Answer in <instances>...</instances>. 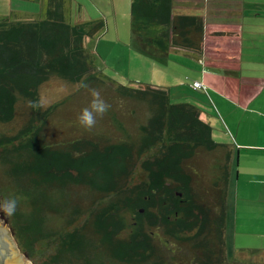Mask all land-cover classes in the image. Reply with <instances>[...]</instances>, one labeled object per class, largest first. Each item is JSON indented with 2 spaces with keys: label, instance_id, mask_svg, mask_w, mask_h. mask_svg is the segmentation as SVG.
I'll list each match as a JSON object with an SVG mask.
<instances>
[{
  "label": "trees",
  "instance_id": "16d2710c",
  "mask_svg": "<svg viewBox=\"0 0 264 264\" xmlns=\"http://www.w3.org/2000/svg\"><path fill=\"white\" fill-rule=\"evenodd\" d=\"M48 2L46 17L0 19V124L15 122L27 100L37 107L29 125L14 135L0 133V199L18 201L14 214L2 212L21 251L33 264H231L225 206L232 151L213 141L205 110L173 102L166 87L110 84L119 97L148 109L136 136L122 123L118 136L84 135H104L105 144H60L43 133L61 105L41 114L40 89L50 80L80 85L70 96L106 84L87 42L105 32L107 21L72 22L68 0ZM173 6L174 0L133 1L132 30L147 56L179 50L238 59L236 45L206 48L207 40H238L236 31H215L203 17L176 14ZM109 111L113 119L121 113ZM136 174L144 182L124 196L125 182ZM79 185L95 192L99 206L108 205H79ZM80 216L85 219L73 228Z\"/></svg>",
  "mask_w": 264,
  "mask_h": 264
},
{
  "label": "crops",
  "instance_id": "0c3cea01",
  "mask_svg": "<svg viewBox=\"0 0 264 264\" xmlns=\"http://www.w3.org/2000/svg\"><path fill=\"white\" fill-rule=\"evenodd\" d=\"M48 1L0 0V7L14 12L12 16L0 14V19L15 22L46 17ZM133 1L68 0L70 20H106L108 27L100 41L110 37L120 43L128 38L143 66L158 65L156 86L169 88L173 95L176 90V103H192L206 111L213 141L232 151L227 232L231 229L240 251L262 250L243 242L264 238V0H174L176 14L203 17L206 27L227 35L236 31L238 40L224 39L221 44L207 40L206 48L236 45L237 60L179 50L161 58L147 56L132 30ZM195 82L202 83L203 89L195 90Z\"/></svg>",
  "mask_w": 264,
  "mask_h": 264
},
{
  "label": "rangeland",
  "instance_id": "374dc122",
  "mask_svg": "<svg viewBox=\"0 0 264 264\" xmlns=\"http://www.w3.org/2000/svg\"><path fill=\"white\" fill-rule=\"evenodd\" d=\"M0 14L12 16V14L14 15V12H12L11 8H7V6H1ZM5 19H8V17ZM102 35L103 33L97 38L89 39L87 46L90 51L92 50L95 52L93 68L98 74L97 76L103 81H106V84L100 85L98 88L91 87L90 89L84 91L80 89L82 93L79 95L73 94L72 96L69 94H72V92L80 88V85L76 84L71 87L65 82L53 79L40 89L39 107L41 108V114L47 110L49 106L56 105L57 103L61 104L58 109H56L53 117L47 119L46 128L43 132L48 135V139L51 142L56 143L57 141V143L65 144L64 142L67 140H89L90 142L93 141L95 143L105 144L104 142L106 137L104 135L101 136L97 134L95 137L91 135H84L97 132L107 133L110 135L114 134L113 136L121 135V133L117 131L120 130L118 123H122L124 125V128L126 129L125 133L127 135L136 136L137 129L139 127L138 123L150 116V113L147 112L148 109L144 104L119 97L115 91V87L110 84H120L128 87H139L150 84L156 85V75L154 71L158 65L155 68L151 67V65H146V67L143 66L135 53V45L130 47L131 42L128 38H122L123 41L116 43L110 37H107L105 41H100L102 39ZM91 46H93V48H91ZM92 89L97 90L100 97L111 105V110L116 112L119 111L121 113H119V117L118 114L114 113L115 119H113V114L108 111L103 118H98L97 124L94 128L88 130L80 125L78 115L81 109L89 105L92 99ZM176 96H178V92L175 90V95L171 94L170 98L175 103L178 102V100H176ZM19 106L21 107V114L15 118V122L8 125L0 124V133H3L4 135H14L17 131L29 125L31 121L30 119L36 116L35 110L37 107L32 106L30 101L27 100ZM59 113L61 114L59 115ZM43 119H45V117L41 118L44 122ZM68 132L73 134H69ZM2 166H0V176L5 177V173L3 171L4 166L3 168ZM133 179L135 180L133 181L130 176L129 180L125 182L124 186L127 190L134 188L139 181H141V183L144 182L141 174H136L133 176ZM120 184H123V182ZM74 187H76L77 191H75L74 198L77 197L78 204L81 206H85V204L89 202L93 205L92 210H94V208L106 207L109 203L108 201H110H103V205L101 204V206H99V203L94 201L95 199L93 196L95 192L87 190L85 185ZM124 196H131L130 190L129 192L127 191ZM121 206L124 207L125 205L121 203ZM84 219L85 216H80L73 225V228L74 226L81 225ZM227 233L229 238V242L227 243L228 257L231 264H264V251H262L264 249V238L250 237L246 239L248 242H243V244L250 245L249 247L251 248H256L259 245L260 248H263L262 250L257 249V251H240L239 246H241V244L239 243L236 246L233 243L231 229ZM17 249L18 248H16V250ZM42 249H44V247H42ZM52 250H54V247L49 249V251ZM49 251H47V253H49ZM17 252L19 254H24L21 249L20 251L17 250ZM28 262L32 261L28 258Z\"/></svg>",
  "mask_w": 264,
  "mask_h": 264
},
{
  "label": "clouds",
  "instance_id": "9594fccd",
  "mask_svg": "<svg viewBox=\"0 0 264 264\" xmlns=\"http://www.w3.org/2000/svg\"><path fill=\"white\" fill-rule=\"evenodd\" d=\"M87 87V85H84ZM92 99L88 106L81 109L78 115V121L82 127L91 130L97 124L98 118H103L109 111L111 105L100 97L97 90H91ZM18 207V201L15 198L0 199V210L4 213L11 215L14 214Z\"/></svg>",
  "mask_w": 264,
  "mask_h": 264
},
{
  "label": "water",
  "instance_id": "95a60500",
  "mask_svg": "<svg viewBox=\"0 0 264 264\" xmlns=\"http://www.w3.org/2000/svg\"><path fill=\"white\" fill-rule=\"evenodd\" d=\"M0 238H5L1 240L0 243V264H33V262H28V256L26 254H19L17 250L20 251L17 240L13 241L12 239L5 237L6 228L0 227ZM2 234L4 235L3 237ZM14 235V234H13ZM16 248H18L16 250Z\"/></svg>",
  "mask_w": 264,
  "mask_h": 264
},
{
  "label": "flooded vegetation",
  "instance_id": "af4514ba",
  "mask_svg": "<svg viewBox=\"0 0 264 264\" xmlns=\"http://www.w3.org/2000/svg\"><path fill=\"white\" fill-rule=\"evenodd\" d=\"M0 227H5V228H6V236H5V237L8 236V238L12 239L13 241L16 240V238H15L14 235H13V231H12L10 225H9V221H8L7 218L4 217L2 210H0ZM0 229H1V228H0ZM2 231H3V230L1 229V232H2ZM3 232H4V231H3ZM3 236H4V235L2 234L1 237H3ZM1 240H5V238H4V237H3V238H0V243H1Z\"/></svg>",
  "mask_w": 264,
  "mask_h": 264
},
{
  "label": "built area",
  "instance_id": "2783aa9c",
  "mask_svg": "<svg viewBox=\"0 0 264 264\" xmlns=\"http://www.w3.org/2000/svg\"><path fill=\"white\" fill-rule=\"evenodd\" d=\"M202 86H203L202 83H200V82H195L193 87H194L195 89H198V88H199V89H202Z\"/></svg>",
  "mask_w": 264,
  "mask_h": 264
}]
</instances>
